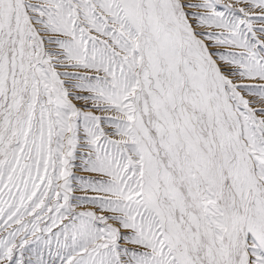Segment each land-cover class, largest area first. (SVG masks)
Returning <instances> with one entry per match:
<instances>
[{
  "label": "snow or ice",
  "instance_id": "6c2138e0",
  "mask_svg": "<svg viewBox=\"0 0 264 264\" xmlns=\"http://www.w3.org/2000/svg\"><path fill=\"white\" fill-rule=\"evenodd\" d=\"M0 264H264V0H0Z\"/></svg>",
  "mask_w": 264,
  "mask_h": 264
}]
</instances>
